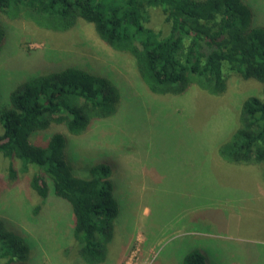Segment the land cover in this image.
Returning <instances> with one entry per match:
<instances>
[{
    "label": "rangeland",
    "instance_id": "1",
    "mask_svg": "<svg viewBox=\"0 0 264 264\" xmlns=\"http://www.w3.org/2000/svg\"><path fill=\"white\" fill-rule=\"evenodd\" d=\"M242 1L252 9L254 26L264 27V0ZM2 20L0 104L32 67L94 69L119 88L113 117L94 120L79 135L60 125L33 135L44 141L63 133L76 176L88 177L101 161L112 165L119 211L103 264H182L195 252L206 264H264V182L255 169L218 154L237 128L244 99L261 94V82L226 70L223 95L197 87L181 96L156 95L132 57L103 42L90 23L56 32L27 19ZM151 25L167 29L160 10L152 11ZM20 168L19 160L0 154V227L28 246L26 261L12 264H84L74 250L68 203L52 192L42 200L30 187L34 168ZM0 264L9 263L0 258Z\"/></svg>",
    "mask_w": 264,
    "mask_h": 264
},
{
    "label": "trees",
    "instance_id": "2",
    "mask_svg": "<svg viewBox=\"0 0 264 264\" xmlns=\"http://www.w3.org/2000/svg\"><path fill=\"white\" fill-rule=\"evenodd\" d=\"M156 9L167 29L151 25ZM251 10L242 0H0V49L6 37L3 17L27 19L56 32L84 21L108 46L132 57L153 94L181 96L197 87L220 96L228 88L226 70L258 80L261 94L244 99L237 128L218 154L228 163L255 169L264 182V27L254 26ZM32 68L0 104V154L19 160L22 172L34 168L30 187L42 200L52 192L68 203L76 254L84 264H103L119 211L112 165L101 161L88 169V177L76 176L65 158L63 133L44 141H33V135L53 125L79 135L94 120L113 117L119 88L94 69L71 64ZM9 173L10 179L17 176L12 163ZM27 249L23 239L0 227V258L23 262ZM182 264H206L205 256L190 253Z\"/></svg>",
    "mask_w": 264,
    "mask_h": 264
}]
</instances>
